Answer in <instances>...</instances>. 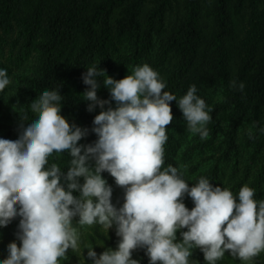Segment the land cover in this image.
Masks as SVG:
<instances>
[{"label": "trees", "instance_id": "1", "mask_svg": "<svg viewBox=\"0 0 264 264\" xmlns=\"http://www.w3.org/2000/svg\"><path fill=\"white\" fill-rule=\"evenodd\" d=\"M143 63L160 74L164 90L177 98L195 84L211 109L209 135L201 139L187 130L177 102H170L173 120L166 126L164 166L180 168L190 187L206 176L234 195L247 184L256 199H264V132L259 131L264 127V0H0V67L11 81L0 91V137H17L21 115L25 110L29 118L33 115L31 100L44 89L57 88L63 97L61 115L89 129L78 144L94 143L98 137L91 129L99 112L87 109L90 101L82 94L89 86L82 73L95 65L105 76L122 79ZM98 79V97L111 100L103 77ZM249 129L255 133L252 139ZM68 160L66 151L49 157L64 172ZM102 176L113 191L124 194L107 171ZM184 203L194 206L187 195ZM19 220L0 228V259L16 240ZM117 244L113 231L96 225L82 252L92 245L99 255ZM132 258L149 264L143 248L133 250ZM72 260L91 264L87 249L82 261L69 249L59 264ZM189 261L206 264L198 248ZM217 264H264V251L249 262L226 252Z\"/></svg>", "mask_w": 264, "mask_h": 264}, {"label": "clouds", "instance_id": "2", "mask_svg": "<svg viewBox=\"0 0 264 264\" xmlns=\"http://www.w3.org/2000/svg\"><path fill=\"white\" fill-rule=\"evenodd\" d=\"M86 69L82 80L89 87L83 99L90 101L89 112L101 109L91 129L98 137L94 143L78 144L89 129L61 115L63 97L57 88L44 89L31 100L33 115L29 118L27 110L21 115L17 137H0V228L20 217L16 240L7 244L0 264H59L69 249L80 252L77 226L92 225L107 232L115 226L120 239L115 249L99 255L85 245L82 256L87 249L91 264H139L132 258L137 248L145 249L149 264H190L196 248L206 264H217L226 252L249 262L264 251V199L255 198L254 188L245 184L234 195L206 176L190 187L180 168L164 166L171 101L177 102L189 132L201 139L209 135L211 109L196 85L177 98L164 90L165 81L148 63L136 65L122 79L105 76L95 65ZM98 77L116 102L114 108L105 109L111 101L98 97ZM10 82L7 69L0 67V91ZM230 86L236 88L237 81ZM238 88L243 91L245 84L239 82ZM248 136L254 138L252 129ZM65 151L67 172L49 162L54 153L59 157ZM105 171L124 189L118 208ZM185 195L193 201L191 209Z\"/></svg>", "mask_w": 264, "mask_h": 264}, {"label": "rangeland", "instance_id": "3", "mask_svg": "<svg viewBox=\"0 0 264 264\" xmlns=\"http://www.w3.org/2000/svg\"><path fill=\"white\" fill-rule=\"evenodd\" d=\"M111 101V100H110ZM90 103V102H89ZM115 107L116 106V102L115 101H111V104L110 105H105V109H107V107ZM95 111L97 112H100L101 109L99 106H97L95 108ZM123 198H124V194L122 193V191L120 190H114L113 193H112V197H111V200H112V203L116 206V207H120L122 204H123ZM75 219H78L75 218ZM75 219H74V222H75ZM75 226V225H74ZM96 226V225H92V226H83V227H79L77 226V230L79 231L80 233V252L79 253H74L72 250V254L79 260V261H82V245H83V242L84 241H87L89 239V234L93 232V227ZM186 230V229H184ZM108 231H113L114 234L116 235V230H115V226H113L112 228H110ZM119 237H118V241H119ZM182 239L179 235V231L177 232V240H180ZM70 264H76L74 262V260L71 261Z\"/></svg>", "mask_w": 264, "mask_h": 264}]
</instances>
